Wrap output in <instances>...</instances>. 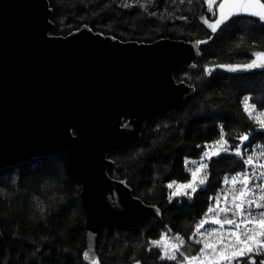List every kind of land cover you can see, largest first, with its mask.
I'll list each match as a JSON object with an SVG mask.
<instances>
[{
    "label": "trees",
    "instance_id": "trees-1",
    "mask_svg": "<svg viewBox=\"0 0 264 264\" xmlns=\"http://www.w3.org/2000/svg\"><path fill=\"white\" fill-rule=\"evenodd\" d=\"M48 2L53 35L66 36L87 25L124 41L209 39L200 46L194 68L174 74L177 81L194 87V95L173 110L154 114L143 124L136 143L108 154L113 161L108 175L127 184L135 197L157 207L159 213H150L137 227H101L96 241L100 264L137 260L173 264L159 259L160 250L150 243L164 232L179 233L185 240L181 251L195 255L201 246L190 239L195 224L207 211L209 197L222 186L224 175L245 170L243 159L232 152L213 156L204 185L191 196L170 198L167 184L191 179L185 158L198 159L206 142L220 138L221 127L232 145L245 132L247 147L264 143L261 130L241 104L247 95L257 108H264V71L214 67L247 63L252 52L264 50V26L254 17L234 16L212 33L200 20L201 15L209 16L203 0H140L143 7L135 0ZM80 192L81 183L54 155L32 157L0 170V264H87L86 210Z\"/></svg>",
    "mask_w": 264,
    "mask_h": 264
},
{
    "label": "water",
    "instance_id": "water-1",
    "mask_svg": "<svg viewBox=\"0 0 264 264\" xmlns=\"http://www.w3.org/2000/svg\"><path fill=\"white\" fill-rule=\"evenodd\" d=\"M50 14L48 0H0V170L58 157L81 183L85 251L99 260L101 227H137L159 213L108 175V154L136 143L154 114L194 95L174 74L194 68L204 40L124 41L87 25L53 35Z\"/></svg>",
    "mask_w": 264,
    "mask_h": 264
},
{
    "label": "snow or ice",
    "instance_id": "snow-or-ice-1",
    "mask_svg": "<svg viewBox=\"0 0 264 264\" xmlns=\"http://www.w3.org/2000/svg\"><path fill=\"white\" fill-rule=\"evenodd\" d=\"M140 4V0H135ZM211 16H200L203 25L216 33L217 30L234 16L247 15L256 18V22L264 26V0H203ZM131 8L133 5L126 4ZM155 15V13H149ZM186 19V17H181ZM202 43V41H197ZM252 59L242 64H219L214 67L237 70L264 69V50L251 53ZM204 71L209 72L205 67ZM210 74V73H209ZM244 113L252 120L264 136V108H257L250 102L249 96L241 100ZM220 138L211 142L214 147L209 149L206 142L201 162L191 170V179L180 183L175 180L167 184L169 189L175 188L171 196H191L196 193L199 185L205 183L207 176L203 172L207 168L205 159L219 156L223 152H232L242 157L247 150L245 142L249 141V133L245 132L236 137L239 143L229 146L221 127ZM257 145H253L252 154L243 159L245 170L236 172L230 178L226 175L223 183L227 186L218 191L216 196L209 197L215 203H209L207 211L195 224V230L190 237L196 244L201 245L195 255H188L181 251L185 240L177 233L174 241L161 234L159 240H152V245L160 247L159 259L173 262V264H257V257L264 256V163L258 162V157L264 158V147L259 152ZM185 158V162L187 163ZM195 163V162H193ZM205 225H208L205 228ZM218 226V227H217ZM227 226V227H226ZM178 254L181 257L178 259ZM85 260L91 264H99L97 258L90 253H83ZM135 264H140L137 260ZM264 264V258L259 259Z\"/></svg>",
    "mask_w": 264,
    "mask_h": 264
},
{
    "label": "rangeland",
    "instance_id": "rangeland-1",
    "mask_svg": "<svg viewBox=\"0 0 264 264\" xmlns=\"http://www.w3.org/2000/svg\"><path fill=\"white\" fill-rule=\"evenodd\" d=\"M205 10L207 11V5H205ZM207 12H208V11H207ZM208 13H209V12H208ZM211 15H212V14L209 13V16H211ZM257 129H259V128L257 127ZM259 130H261V129H259ZM255 145L258 146V147L256 148V151H257V152H259V151L261 150V147H264V143H262V142H257ZM229 146L231 147L232 144L229 143ZM213 147H214V145H213L212 143H209V144H208V148H209V149H211V148H213ZM246 148H247V150H245L244 147H242V151L244 152V156H243L242 159H246L248 155L252 154V148H253V146H252V147H247V146H246ZM200 157H201V156H200ZM200 157H199L198 159H190V158H188V159H187V163L185 162V167H186V169L189 171L190 175H191V170H192L194 167H196V166L201 162ZM257 159H258V162H259V163H264V158L258 157ZM208 161H209L208 159H205L204 162H205V163H208ZM193 162H195V163H193ZM203 172H204V173L206 174V176H207V173H208L207 168L204 169ZM226 175L230 178V177H231L232 175H234V174H226ZM226 175H224L223 180H222V186L220 187V189H219L218 191H223V189H224L225 187H227V186L223 183L224 178H225ZM203 185H204V184L199 185L198 188L202 187ZM174 190H175V188H173V189H169V192L171 193V192H173ZM170 193H169V195H170ZM216 194H217V193H216ZM216 194H214L212 197L214 198V197L216 196ZM173 197H176V196H171V195H170V198H173ZM210 203H215L214 199L211 200ZM207 227H208V225H205V228H207ZM217 227H218V226H217ZM226 227H227V226H226ZM163 234H164L166 237L171 238L173 241H174V239H175V237H176V234H173V233H171V232H164ZM155 246H157V245H155ZM157 248L160 250V247H159V246H157ZM261 258H263V257H262V256H258V257H257V264H259V259H261ZM234 264H235V262H234Z\"/></svg>",
    "mask_w": 264,
    "mask_h": 264
},
{
    "label": "bare ground",
    "instance_id": "bare-ground-1",
    "mask_svg": "<svg viewBox=\"0 0 264 264\" xmlns=\"http://www.w3.org/2000/svg\"><path fill=\"white\" fill-rule=\"evenodd\" d=\"M201 40H204V43L207 42L209 39H201ZM86 262V261H85Z\"/></svg>",
    "mask_w": 264,
    "mask_h": 264
}]
</instances>
